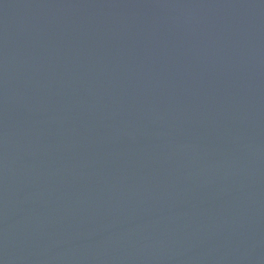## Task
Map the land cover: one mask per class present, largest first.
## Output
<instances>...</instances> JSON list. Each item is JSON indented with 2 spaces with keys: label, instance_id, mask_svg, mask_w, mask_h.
<instances>
[{
  "label": "water",
  "instance_id": "1",
  "mask_svg": "<svg viewBox=\"0 0 264 264\" xmlns=\"http://www.w3.org/2000/svg\"><path fill=\"white\" fill-rule=\"evenodd\" d=\"M0 264H264V0H0Z\"/></svg>",
  "mask_w": 264,
  "mask_h": 264
}]
</instances>
